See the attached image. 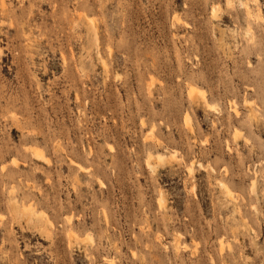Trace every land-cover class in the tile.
I'll list each match as a JSON object with an SVG mask.
<instances>
[{"label": "rangeland", "instance_id": "1", "mask_svg": "<svg viewBox=\"0 0 264 264\" xmlns=\"http://www.w3.org/2000/svg\"><path fill=\"white\" fill-rule=\"evenodd\" d=\"M0 264H264V0H0Z\"/></svg>", "mask_w": 264, "mask_h": 264}, {"label": "bare ground", "instance_id": "2", "mask_svg": "<svg viewBox=\"0 0 264 264\" xmlns=\"http://www.w3.org/2000/svg\"><path fill=\"white\" fill-rule=\"evenodd\" d=\"M91 24H92V22H91ZM191 88H192V87H191ZM192 89H193V88H192ZM190 90H191V89H190ZM190 90H189V92H191ZM193 90H195V89H193ZM196 91H197V90H196ZM194 92H195V91H194ZM237 132H238V131H237ZM237 135H238V134H237ZM34 151H35V150H34ZM35 152H36V151H35ZM35 152H34V153H35ZM37 153H38V152H37ZM39 154H40V153H39ZM35 155H36V153H35ZM37 156H38V155H37ZM33 213H34V212H33Z\"/></svg>", "mask_w": 264, "mask_h": 264}]
</instances>
